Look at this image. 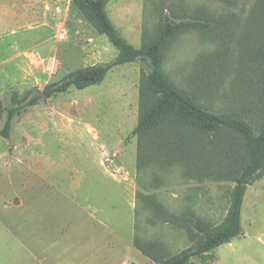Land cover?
<instances>
[{
  "label": "rangeland",
  "instance_id": "1",
  "mask_svg": "<svg viewBox=\"0 0 264 264\" xmlns=\"http://www.w3.org/2000/svg\"><path fill=\"white\" fill-rule=\"evenodd\" d=\"M106 14L135 48L157 36L165 16L208 21V31L167 43L163 73L209 111L249 103L258 77L247 60L263 33L264 0H111ZM116 55L70 0H0V130L3 106ZM143 70L138 61L117 66L98 85L41 98L15 118L8 139L0 135V264H38L41 252L46 264H154L135 238L164 256L193 247L185 230L151 217L146 197L173 214L190 211L213 225L225 219L231 182L185 176L139 153L131 131ZM241 225L206 264H264V176L246 189Z\"/></svg>",
  "mask_w": 264,
  "mask_h": 264
},
{
  "label": "trees",
  "instance_id": "2",
  "mask_svg": "<svg viewBox=\"0 0 264 264\" xmlns=\"http://www.w3.org/2000/svg\"><path fill=\"white\" fill-rule=\"evenodd\" d=\"M95 31L106 37L117 51L115 59L102 65L78 69L61 81L45 86L14 104L3 106L5 120L0 135L8 139L16 117L40 99H51L71 89L84 90L100 84L114 67L134 62L143 70L138 91V118L131 136L139 141L138 151L145 149L144 159L161 158L180 166L185 176L198 180L229 181L233 184L225 219L213 225L190 211L173 214L153 198L145 203L154 220L182 228L194 241L193 247L172 256H164L153 242L133 246L154 264H196L223 244L242 234L241 210L249 185L264 176V28L258 42L248 54V65L258 80L249 103L229 113L205 109L194 96L179 91L162 70L163 49L186 31H208V21L174 22L165 16L157 36L135 48L117 32L106 14L111 0H70ZM142 141L145 147H142ZM146 150H149L150 153ZM216 160V162H213Z\"/></svg>",
  "mask_w": 264,
  "mask_h": 264
},
{
  "label": "crops",
  "instance_id": "3",
  "mask_svg": "<svg viewBox=\"0 0 264 264\" xmlns=\"http://www.w3.org/2000/svg\"><path fill=\"white\" fill-rule=\"evenodd\" d=\"M10 204H11V203H10ZM10 204H9V205H10ZM14 204H15V203H14ZM44 254H45L44 252H41V253H40V260H39V263H38V264H46V262L48 261V260H46L47 257H46ZM129 254H132V252H131V253L129 252ZM120 257H121V256H119V258H120ZM128 258H130V257H128ZM36 259H37V258H36ZM122 259H126V258H125V257L123 258V256H122V258H120L119 261L122 260ZM37 261H38V260H37ZM113 261L116 262L117 260H113ZM103 262H104V264H117V262H116V263H115V262H114V263H109V259H108V258H104V261H103Z\"/></svg>",
  "mask_w": 264,
  "mask_h": 264
},
{
  "label": "built area",
  "instance_id": "4",
  "mask_svg": "<svg viewBox=\"0 0 264 264\" xmlns=\"http://www.w3.org/2000/svg\"><path fill=\"white\" fill-rule=\"evenodd\" d=\"M64 39V35L60 34L58 35V40H63Z\"/></svg>",
  "mask_w": 264,
  "mask_h": 264
}]
</instances>
